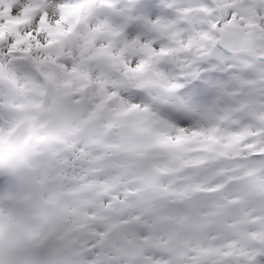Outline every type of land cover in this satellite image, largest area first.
<instances>
[{"label": "rangeland", "instance_id": "rangeland-1", "mask_svg": "<svg viewBox=\"0 0 264 264\" xmlns=\"http://www.w3.org/2000/svg\"><path fill=\"white\" fill-rule=\"evenodd\" d=\"M95 4L96 0H66L63 4L0 0V114L7 118L0 145L6 144L12 153L22 143L32 145L33 159L54 184L52 199L64 203L65 239L75 246V256L84 254V264H137L129 260L152 255L153 244L163 234L166 249L177 245L184 250V264H252L264 249L261 69L247 58L242 61L244 78L221 88L214 101L176 107L169 97L153 95L157 82L149 75L151 64L129 67L130 55L147 53L146 48L135 42L120 43L118 32L89 24ZM21 6L23 10L16 11ZM70 19L78 20L75 30L68 26ZM251 24L240 29L243 35L237 38L236 48L248 45L264 55V42H258L256 35V31L264 34V26ZM9 46L16 48L15 56L9 55ZM24 53L26 64L21 65ZM53 60L55 69L50 66ZM31 62L38 65L49 85L44 105L38 102L39 87L27 70ZM121 77L129 80L131 93ZM7 81L14 83L20 96ZM68 88L72 95L65 103ZM138 89L152 103L137 101L134 92ZM82 91L86 93L85 112L68 127L70 103ZM106 99L110 102L103 108ZM165 106L176 107L190 123L179 126L162 110ZM98 109V127L74 135L78 125ZM53 119L55 132L49 135L45 129ZM62 124L72 131L64 142L77 145L74 153L54 144ZM122 124L127 131L117 133ZM21 129L26 137L17 135ZM106 131L111 133L104 137ZM80 158L86 162L80 164ZM128 165L133 171L130 176ZM72 166L75 173L70 171ZM153 175L164 177L167 183L159 187L175 203L161 212L155 205L149 223L144 207L138 204L144 199L136 196L134 201H125L124 196L129 190L136 193L131 187L134 177L144 184ZM73 176L80 179L73 180ZM113 197L119 198L113 202ZM174 206L178 209L173 210ZM254 219L259 220L258 226ZM123 240H129V251ZM65 264H73L72 258Z\"/></svg>", "mask_w": 264, "mask_h": 264}, {"label": "snow or ice", "instance_id": "snow-or-ice-1", "mask_svg": "<svg viewBox=\"0 0 264 264\" xmlns=\"http://www.w3.org/2000/svg\"><path fill=\"white\" fill-rule=\"evenodd\" d=\"M249 20L264 26V0H96L89 24L118 32L120 43L146 48L147 53L130 55L129 67L151 64L149 75L157 82L153 95L181 107L209 104L221 88L244 78L247 57L236 54V40ZM256 67L264 75V58ZM135 99L152 103L142 91ZM176 107L162 110L187 126L190 121ZM252 264H264V249Z\"/></svg>", "mask_w": 264, "mask_h": 264}, {"label": "clouds", "instance_id": "clouds-1", "mask_svg": "<svg viewBox=\"0 0 264 264\" xmlns=\"http://www.w3.org/2000/svg\"><path fill=\"white\" fill-rule=\"evenodd\" d=\"M45 132L54 134V119ZM17 135L27 133L21 129ZM31 147L22 143L12 153L6 144L0 145V264H65L69 257L73 264H84L85 258L75 256V246L65 239L64 203L52 199L54 184L33 159ZM164 183L153 175L131 187L143 199L166 191L159 187Z\"/></svg>", "mask_w": 264, "mask_h": 264}, {"label": "flooded vegetation", "instance_id": "flooded-vegetation-1", "mask_svg": "<svg viewBox=\"0 0 264 264\" xmlns=\"http://www.w3.org/2000/svg\"><path fill=\"white\" fill-rule=\"evenodd\" d=\"M161 201L162 199H160L158 202H161ZM162 210L163 208H160V211ZM151 215H152L151 209H149L148 213L145 214V218L150 221L152 219ZM160 217L161 219H163V216H160ZM165 236L166 235L163 234L160 241L154 243L153 247L151 246L152 251H154L153 252L154 254L152 253V255H147L145 257L146 264H154L155 260H161L162 261L161 264H184V259L181 257L183 255L182 251L184 250L181 249L177 245H175V248L173 249L171 248L166 249V245H165L166 237Z\"/></svg>", "mask_w": 264, "mask_h": 264}, {"label": "water", "instance_id": "water-1", "mask_svg": "<svg viewBox=\"0 0 264 264\" xmlns=\"http://www.w3.org/2000/svg\"><path fill=\"white\" fill-rule=\"evenodd\" d=\"M239 53H241V51H240ZM250 53H251V55L253 56V58L259 63V61H260L262 58L257 57L253 51H250ZM46 96H48V93L46 94ZM75 107H77V109H78V112H77L76 114H74V117L76 118V117H79V116L81 115V113L83 112L84 109H83V107H82V102H79L78 104H76ZM93 122H95V119H94V118L91 119L90 121H88V122L86 123V125H85L81 130H79V132H82L83 130H85V128H87V127H88L90 124H92ZM255 224H258V223L255 221ZM124 243H125V245L127 246L128 242H127V241H124ZM138 260H139V259H137V261H138Z\"/></svg>", "mask_w": 264, "mask_h": 264}, {"label": "trees", "instance_id": "trees-1", "mask_svg": "<svg viewBox=\"0 0 264 264\" xmlns=\"http://www.w3.org/2000/svg\"><path fill=\"white\" fill-rule=\"evenodd\" d=\"M242 19H243V18H242ZM247 24H248V25H252V24H251V20H249V21L247 22ZM257 34H259V35H257ZM256 35H257V41H258V42H260V41H263V42H264V34H263V33L260 34L258 31H256ZM241 48L246 49L244 46H242V47H240V48H236V51L239 50V49H241ZM256 51H257V54H258V55H261V52H260L258 49H256Z\"/></svg>", "mask_w": 264, "mask_h": 264}]
</instances>
